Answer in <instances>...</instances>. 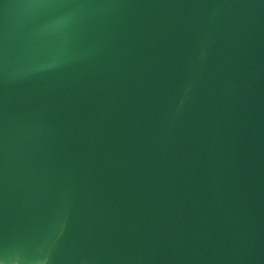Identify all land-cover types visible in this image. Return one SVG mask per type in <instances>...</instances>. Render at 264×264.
Segmentation results:
<instances>
[{
	"label": "water",
	"instance_id": "water-1",
	"mask_svg": "<svg viewBox=\"0 0 264 264\" xmlns=\"http://www.w3.org/2000/svg\"><path fill=\"white\" fill-rule=\"evenodd\" d=\"M0 264H264V0H0Z\"/></svg>",
	"mask_w": 264,
	"mask_h": 264
}]
</instances>
